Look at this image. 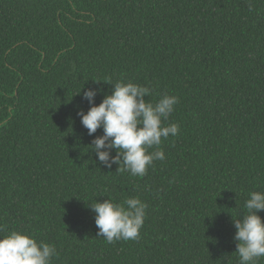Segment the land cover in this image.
<instances>
[{
    "label": "trees",
    "instance_id": "obj_1",
    "mask_svg": "<svg viewBox=\"0 0 264 264\" xmlns=\"http://www.w3.org/2000/svg\"><path fill=\"white\" fill-rule=\"evenodd\" d=\"M117 81L179 98L165 122L179 133L143 177L100 164L103 129L77 114L84 91L99 105ZM253 191L264 0H0V236L54 245L52 264H238L233 220ZM131 197L148 205L139 238L97 236L88 204Z\"/></svg>",
    "mask_w": 264,
    "mask_h": 264
},
{
    "label": "clouds",
    "instance_id": "obj_2",
    "mask_svg": "<svg viewBox=\"0 0 264 264\" xmlns=\"http://www.w3.org/2000/svg\"><path fill=\"white\" fill-rule=\"evenodd\" d=\"M112 85L111 94L105 95L99 105L95 104L99 89L84 91L83 97L91 107L87 113L80 110L77 114L89 135L103 129V135L96 137L90 145V151L96 153L100 164L108 168L116 164L118 172L127 171L143 177L155 161L166 158L160 147L163 140L179 133L178 124L165 123L179 98L164 94L152 103L145 99L152 94L149 86L123 81ZM113 149L114 156L111 155ZM88 206L95 213L97 236L109 243L139 238L148 207L139 197L127 198L123 203L111 198L103 202L96 200ZM244 207L247 214L233 220L237 242L235 253L238 264H258L264 257V220L257 214L264 211V191L250 192ZM56 256L58 252L54 245L37 242L28 233L11 231L0 236V264H52Z\"/></svg>",
    "mask_w": 264,
    "mask_h": 264
}]
</instances>
